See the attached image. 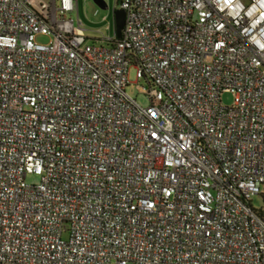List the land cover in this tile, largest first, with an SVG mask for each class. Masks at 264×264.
Here are the masks:
<instances>
[{
	"label": "built area",
	"instance_id": "built-area-1",
	"mask_svg": "<svg viewBox=\"0 0 264 264\" xmlns=\"http://www.w3.org/2000/svg\"><path fill=\"white\" fill-rule=\"evenodd\" d=\"M117 8L0 0V264H264V0Z\"/></svg>",
	"mask_w": 264,
	"mask_h": 264
},
{
	"label": "rangeland",
	"instance_id": "rangeland-1",
	"mask_svg": "<svg viewBox=\"0 0 264 264\" xmlns=\"http://www.w3.org/2000/svg\"><path fill=\"white\" fill-rule=\"evenodd\" d=\"M107 4V8L102 9L98 7L93 0H77V16L83 23L85 28V34L89 36L90 42H97V44L106 45V41L100 37L112 36L114 32L113 26V15L112 11L114 8H117L118 0H104ZM71 17L75 20L76 14L73 12ZM38 41L45 42L47 38L44 36H38ZM127 79L129 81L128 85L125 88L126 94L133 98L139 105L147 106L149 100L146 94L139 90L140 87L145 89L147 84L141 78L138 79L135 76V68L130 67L128 71ZM220 102L222 105H231L232 95L229 92H222L220 94ZM28 183H36L38 181V176L34 174H29L26 177ZM261 196L254 195L251 198V206L253 208H259L261 206ZM126 264H133L128 262Z\"/></svg>",
	"mask_w": 264,
	"mask_h": 264
},
{
	"label": "water",
	"instance_id": "water-1",
	"mask_svg": "<svg viewBox=\"0 0 264 264\" xmlns=\"http://www.w3.org/2000/svg\"><path fill=\"white\" fill-rule=\"evenodd\" d=\"M93 2L102 9L107 8V4L105 3L104 0H93ZM112 15H113L114 31L116 37L119 38L121 36V31L124 25L125 12L123 9L117 8L112 11Z\"/></svg>",
	"mask_w": 264,
	"mask_h": 264
}]
</instances>
